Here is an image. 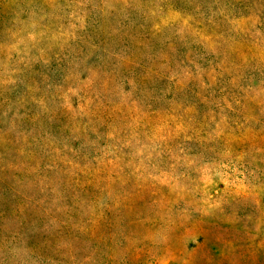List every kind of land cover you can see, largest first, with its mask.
I'll return each instance as SVG.
<instances>
[{"label":"rangeland","instance_id":"374dc122","mask_svg":"<svg viewBox=\"0 0 264 264\" xmlns=\"http://www.w3.org/2000/svg\"><path fill=\"white\" fill-rule=\"evenodd\" d=\"M0 91V183H95L29 189L48 215L29 264H264V0H0ZM40 96L67 171L20 142Z\"/></svg>","mask_w":264,"mask_h":264},{"label":"trees","instance_id":"16d2710c","mask_svg":"<svg viewBox=\"0 0 264 264\" xmlns=\"http://www.w3.org/2000/svg\"><path fill=\"white\" fill-rule=\"evenodd\" d=\"M247 61L244 59L241 61ZM249 61V60H248ZM252 69L259 66L257 64L261 62L260 58H252ZM45 63L50 66L49 61L46 59L39 62V64ZM39 64L32 67L31 73L32 77L31 90L28 91L29 94L36 95L41 92V87L39 83L43 80L44 72L40 70ZM53 65H51L52 68ZM144 70L137 72V75L141 78L142 81H146L153 77L154 71L148 66L142 65ZM25 69V71H27ZM29 72V71H27ZM43 74V75H42ZM49 76V79L52 75L46 74ZM136 76V75H135ZM132 76V82L137 83L139 79ZM167 80V79H166ZM37 81V82H36ZM182 86V84H180ZM41 96L37 99V103L34 106L36 108L41 106L43 109L38 114L22 119L19 122V127H24V132H22L21 141L26 144L27 147H24L29 150L30 158L36 165V170L43 169L46 166H54L62 168H70L76 166V164L70 160L71 156L69 153L66 154L65 147L63 143H56L54 139L47 138L46 133L52 129V119L48 114V100L50 97H46L45 100L40 99ZM10 99H2L0 91V103L1 106L5 107L8 104ZM46 101V102H44ZM5 120L0 121L1 124H5ZM26 127V128H25ZM59 132V131H57ZM12 133H15L12 131ZM9 132L0 131V156L3 155L5 149L10 150L14 148L17 150L16 143L17 138ZM4 150V151H3ZM66 155H65V154ZM64 157V158H63ZM39 167V168H38ZM0 183V203L2 209H0V264H21L23 261L29 264L31 261L30 257L34 255L35 251L39 248L41 249V255L46 257V241L42 243L39 242L44 238V234L47 231V212L42 211L40 201L33 199L28 195L29 189H36L41 192L45 197H48L50 200H65L72 195L78 193V191H83L84 193H92L95 190V183H91L86 188L74 187L72 183ZM38 212V213H37ZM28 257V260H23V257ZM30 259V260H29Z\"/></svg>","mask_w":264,"mask_h":264}]
</instances>
